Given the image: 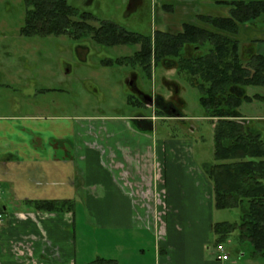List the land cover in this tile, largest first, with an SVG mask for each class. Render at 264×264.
<instances>
[{"label":"crops","instance_id":"1","mask_svg":"<svg viewBox=\"0 0 264 264\" xmlns=\"http://www.w3.org/2000/svg\"><path fill=\"white\" fill-rule=\"evenodd\" d=\"M234 1L152 0V17L159 31L177 33L187 24L215 32L199 17H228ZM221 34L242 52L264 56V15L234 35ZM31 74L8 71L0 84V264H264L235 234L222 245L230 247L226 260L216 251L212 225L229 220H217L225 211L213 206L201 169L209 162L204 147L154 138L155 116L21 113L48 94L35 90L41 77L34 85ZM9 85L22 87L19 97L7 95ZM257 92L264 94L248 89ZM239 113L264 139V102L244 104ZM27 200H70L73 208L41 212ZM89 229L102 235L90 238Z\"/></svg>","mask_w":264,"mask_h":264},{"label":"trees","instance_id":"2","mask_svg":"<svg viewBox=\"0 0 264 264\" xmlns=\"http://www.w3.org/2000/svg\"><path fill=\"white\" fill-rule=\"evenodd\" d=\"M25 15L19 33L23 37L76 36L89 38L99 46L138 45L124 58L104 59L105 65L138 66L150 76L152 63L174 68L199 92V105L212 128V159L202 172L212 186L217 211L238 210L239 218L215 222V245H223L235 233L247 240L254 254L264 256V139L252 123L240 119L239 109L254 100L264 102V94H249V88L264 90V56L242 52L240 43L221 33L236 34L238 27L254 23L264 15L263 1L230 2L228 17H199L213 31L183 25L169 34L145 36L126 30L111 21L98 20L89 12H79L67 0H23ZM158 116V115H157ZM161 116V115H160ZM139 124L150 126L147 119ZM36 211L65 212L70 200H27ZM95 260L88 264H105Z\"/></svg>","mask_w":264,"mask_h":264},{"label":"rangeland","instance_id":"3","mask_svg":"<svg viewBox=\"0 0 264 264\" xmlns=\"http://www.w3.org/2000/svg\"><path fill=\"white\" fill-rule=\"evenodd\" d=\"M67 3L79 12H89L100 21L114 22L128 31L145 36H152L154 33L150 0H144V4L131 13H128L129 0H67ZM24 15L23 0H0V79L3 80L0 84H5L4 75H7L8 71L19 77V71L26 70L34 76V85L36 76L41 77L39 86L34 87L35 90L43 89L48 93L46 99L38 103V108L33 106L36 103L34 101L26 107L27 110L21 109V113H36V109H41L53 116H155L152 108L139 104L136 94L126 82L132 72L137 75L136 84L140 91L151 96H156V92L171 96L169 91L164 90L161 78L165 71L159 65L155 67L152 63L150 76L138 66L102 65L101 61L104 59L130 56L138 50V45L105 48L89 38L74 41L65 35L23 37L19 29L23 24ZM82 48L85 50L83 53L80 51ZM174 75H168L167 78L175 80L179 85L174 97L177 99L175 106L182 115L178 119H170L168 115H161L162 119L155 116L152 124L154 138L189 140L196 146L204 147L209 156V159L207 157L205 160L211 161L212 129L210 122L203 118L205 114L198 102L199 92L190 86L186 78L179 74ZM9 86L7 95L11 93L19 97L22 87ZM250 89L252 91L254 88ZM3 93L4 91H0L1 96ZM130 99L136 103L131 104ZM238 216V210H230L217 214V220L220 221L224 217V220L235 221ZM101 235L100 232L94 234L90 229L87 230V236L90 238ZM236 235L235 233V237ZM86 243L85 247L89 243L88 238ZM223 248L224 253L230 249L229 246ZM234 257L232 253L230 258Z\"/></svg>","mask_w":264,"mask_h":264},{"label":"flooded vegetation","instance_id":"4","mask_svg":"<svg viewBox=\"0 0 264 264\" xmlns=\"http://www.w3.org/2000/svg\"><path fill=\"white\" fill-rule=\"evenodd\" d=\"M142 4H144V0H129L128 13L136 11L138 9V7L141 6ZM149 6H150L151 11L153 12V15H154L153 10L155 9L156 4L153 3V5H152V0H150ZM153 18H155V17H153ZM153 22L155 25L156 24V18L153 19ZM157 31H159V30H157L156 27H154V32H157ZM159 32H164V33H169V34L175 33V32H171V31H159ZM61 36H64V35H61ZM65 36L76 41V36H74V37L69 36V35H65ZM44 37H46V36H44ZM74 50H76V46H75ZM80 51L82 53L85 52V50L83 48L80 49ZM159 66L162 67V69L165 71L164 74L162 75L161 80H162V83L165 87L164 90H167V91H169V93H171L170 97L162 95L161 93H158V92H156V94H157L156 96H153V95L151 96V95H147L146 93L140 91V89L137 87V84H136L137 75L134 72L130 73V76L126 79V82L129 83L130 89L132 90V92L136 94L137 99H138L137 101H139V104H141L143 107L152 108L153 114L156 117H157V115H158V118H160V115H168V117H170V119L171 118H177L178 119V117H180L182 114L180 113V111L175 106L177 99H176V97H174V95H177V90H178L179 85L175 80L167 78L168 75L174 77L175 76L174 74H178V73L176 72V70L174 68H166L163 65H159ZM67 67H69V66L67 65ZM179 76L184 77L181 74H179ZM129 102L131 104L136 103V101H132L131 99L129 100ZM160 119H162V118H160Z\"/></svg>","mask_w":264,"mask_h":264},{"label":"built area","instance_id":"5","mask_svg":"<svg viewBox=\"0 0 264 264\" xmlns=\"http://www.w3.org/2000/svg\"><path fill=\"white\" fill-rule=\"evenodd\" d=\"M0 219H1V215H0ZM216 251H217L218 253L222 254V256H221V259H222V260H226V259H227V255L224 253V248H223L222 245L217 246V247H216Z\"/></svg>","mask_w":264,"mask_h":264}]
</instances>
